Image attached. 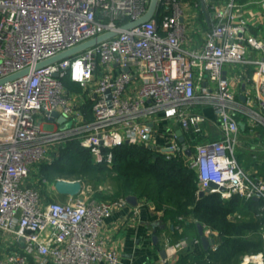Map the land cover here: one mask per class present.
<instances>
[{
  "label": "built area",
  "instance_id": "obj_1",
  "mask_svg": "<svg viewBox=\"0 0 264 264\" xmlns=\"http://www.w3.org/2000/svg\"><path fill=\"white\" fill-rule=\"evenodd\" d=\"M186 1L159 0L150 20L126 29L151 0H0V80L29 69L0 84V241L6 236L18 244L9 246L0 264H28L30 257L40 264L120 262L100 227L115 209L128 205L127 197L100 200L83 188L60 202L47 200L29 182L33 166L52 162L71 138L90 149L98 163L112 164V149L125 143L152 146L169 160L189 156L198 193L214 182L218 187L209 192L225 200L234 195L261 200L254 215H264V176L238 158L244 119L251 130L264 126V38L249 33L245 4L227 0L204 41L193 45ZM251 2L264 19V0ZM110 31L117 34L36 67ZM237 65L253 68L245 101L233 85ZM65 79L91 100V117H85ZM201 108L215 114L219 137L205 131L208 114ZM53 111L64 118L62 128L47 127L60 118L52 119ZM262 231L264 238V226ZM204 234L215 238L216 250L220 232L206 225ZM244 264H264V253L245 254Z\"/></svg>",
  "mask_w": 264,
  "mask_h": 264
},
{
  "label": "trees",
  "instance_id": "obj_2",
  "mask_svg": "<svg viewBox=\"0 0 264 264\" xmlns=\"http://www.w3.org/2000/svg\"><path fill=\"white\" fill-rule=\"evenodd\" d=\"M161 17L159 9L157 18ZM65 84L68 88L74 83L65 79ZM112 152V164L98 163L90 149L83 147L77 138H71L60 147L52 162L42 163L39 168L46 181L55 177L83 176L86 179L115 173L117 190L107 196L98 193L94 198L111 200L136 195L147 199L157 210H162L165 217L177 223L196 220L219 231V247L208 250L201 264H239L246 253L264 250V215L240 221L230 218L235 211L259 212L261 200H245L237 195L225 200L219 193L200 196L198 175L188 160L166 159L152 146L125 143Z\"/></svg>",
  "mask_w": 264,
  "mask_h": 264
},
{
  "label": "crops",
  "instance_id": "obj_3",
  "mask_svg": "<svg viewBox=\"0 0 264 264\" xmlns=\"http://www.w3.org/2000/svg\"><path fill=\"white\" fill-rule=\"evenodd\" d=\"M226 1L210 0V3H202L200 0L186 1L185 21L189 27V42L198 46L204 41L208 31L216 22V10L223 8ZM237 1L240 4H245L243 15L249 21V33L264 38V19H262L261 8L255 2H251V0ZM243 69L247 70L246 76L239 77ZM235 71L236 78L233 79V85L240 97L247 86V78L252 75L253 68L248 65H237ZM68 89L69 92L78 96L77 101L83 104L85 117H91L92 102L81 96L83 92L81 86L74 83ZM200 111L203 113L205 111L208 114V121L204 125L205 131L210 137H219L220 128L215 114L210 108H201ZM244 121L247 122L245 119ZM63 122L64 120L60 118L54 120V122H51L53 124L51 129L56 127L62 128ZM245 122H242L245 124V127H241V132H249L255 136V141L264 142V126L257 125L251 130ZM260 156L258 154L253 158L244 152L241 145L238 148L240 163L244 167L264 176V155H262L263 157ZM186 159L188 160L189 156ZM59 178L57 177L56 181ZM29 182L30 184L38 185L46 199L49 200L50 195H48L45 186L48 181H44L42 172L37 166H33ZM210 193L218 192H206L204 195ZM61 195L69 197L64 194ZM199 223L202 222L186 220L183 223H177L171 217H165L164 212L157 210L147 199L138 198L136 205L128 202V205L115 209L111 216L101 225L100 234L104 238L106 246L118 252L120 258L118 264H201L200 262L206 255L205 253L212 249V245L209 248L204 246L198 228ZM203 225L204 227L206 226L205 224ZM195 239H200V242H195ZM9 246L17 248L18 244L6 236L2 237L0 241V259L6 257L4 252L8 251ZM28 264L40 263L37 258L30 257ZM96 264L112 263L104 261Z\"/></svg>",
  "mask_w": 264,
  "mask_h": 264
},
{
  "label": "water",
  "instance_id": "obj_4",
  "mask_svg": "<svg viewBox=\"0 0 264 264\" xmlns=\"http://www.w3.org/2000/svg\"><path fill=\"white\" fill-rule=\"evenodd\" d=\"M158 3H159V0H151L148 10L143 16H141L140 18H138V19L126 24V25H124L123 27L128 29V28L134 27L136 25H139V24H141L143 22H146V21L150 20L154 16V14H155V12L157 10ZM116 34H117L116 31H110V32H107L105 34L99 35V36H97L95 38H92L90 40H87V41H85V42H83V43H81V44H79L77 46H74V47H72V48H70L68 50L60 52V53H58L57 55H55V56H53L51 58H48V59H46V60H44L42 62H39L36 65V67L38 68V67H41V66H45V65L60 61V60H62L64 58L70 57L72 55H75V54H77V53H79V52H81V51H83V50H85V49H87V48H89L91 46L96 45L99 42H102V41H104L106 39H109L112 36H115ZM28 72H29V69H25L23 71L17 72V73H15V74L7 77V78H4V79L0 80V84L5 82V81H7V80H11V79H14L16 77H19V76H21L23 74H26ZM240 98L243 101L246 100V97L243 94L240 96ZM57 117H60L59 112L58 111H53L52 112V119H55ZM60 119L62 120L64 118L60 117ZM241 127L244 128L245 124L241 123ZM178 134H181L180 130L178 131ZM188 153H191V152L188 151ZM55 187H56V190L59 193L64 194V195H68L70 197H75V196H78V195L81 194V192L83 191V188H84V184L80 180L72 181V180H67V179H58L56 181V183H55ZM217 187H218V185L216 183L211 182L210 183V187L207 188L206 190H202L200 192V195L202 196L206 192H209L210 188H217ZM221 189L223 190L224 188H221ZM127 200H128L129 203H132V204L136 205L137 201H138V198H137L136 195H129V196H127ZM198 228H199V232H200V235H201V240H202V242H203V244H204V246L206 248H209L211 245L216 243L215 238L207 237L204 234V225L202 223L198 224Z\"/></svg>",
  "mask_w": 264,
  "mask_h": 264
},
{
  "label": "rangeland",
  "instance_id": "obj_5",
  "mask_svg": "<svg viewBox=\"0 0 264 264\" xmlns=\"http://www.w3.org/2000/svg\"><path fill=\"white\" fill-rule=\"evenodd\" d=\"M261 13L262 10H260ZM45 120H47L44 117ZM49 121V120H47ZM51 122L47 123V127L51 128L53 127V124H50ZM68 125H71V122L68 121ZM253 134H250L249 132L242 131L241 132V147L243 148L244 152L248 155H251L253 158L256 157V155H261L260 157H263L264 155V142L261 141H255L256 139L254 138ZM258 146H256V145ZM254 145V147H253ZM115 173H107L105 175H97V176H87L86 179H84L83 176H74V177H60V178H65L69 180L73 179H79L81 181L86 180L84 182V191L86 193V196H96L98 193L103 194L104 196L111 195L117 190V183L116 180L113 178V175ZM56 178L51 179L46 183V190L48 195L53 198L55 201H60V202H67L69 201V197H66L65 200L63 199V196L59 194L56 189H55V182ZM61 195V196H60ZM253 214V215H251ZM251 214L249 213H244L243 211H235L233 214L230 215V218H232L235 221H240L243 219H249L254 215V212ZM264 253L263 251H260ZM248 254V253H246ZM244 256H242L240 263L239 264H244Z\"/></svg>",
  "mask_w": 264,
  "mask_h": 264
}]
</instances>
